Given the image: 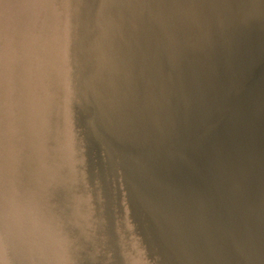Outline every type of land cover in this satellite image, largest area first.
<instances>
[{
    "label": "water",
    "instance_id": "1",
    "mask_svg": "<svg viewBox=\"0 0 264 264\" xmlns=\"http://www.w3.org/2000/svg\"><path fill=\"white\" fill-rule=\"evenodd\" d=\"M0 264H264V0H0Z\"/></svg>",
    "mask_w": 264,
    "mask_h": 264
}]
</instances>
